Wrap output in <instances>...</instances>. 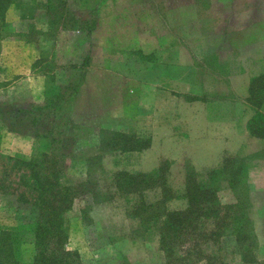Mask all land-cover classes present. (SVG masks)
<instances>
[{
  "label": "rangeland",
  "instance_id": "obj_1",
  "mask_svg": "<svg viewBox=\"0 0 264 264\" xmlns=\"http://www.w3.org/2000/svg\"><path fill=\"white\" fill-rule=\"evenodd\" d=\"M216 1L217 12L226 0H50L54 9L49 12L47 0H11L1 27L0 43V230L17 229L20 221L33 219L37 214L36 208L23 202L20 195L29 196V189L24 185L30 182L29 168L27 165L26 169L24 163L38 156L39 172L50 169L49 162L61 171L60 186H75L87 179L91 180L89 184L95 182L94 198L89 193L77 195L62 212L67 237L65 247L74 253L76 264H166L165 254L159 248V228L139 224L138 217L130 213L139 198L119 195L114 188L113 173L117 170L141 172L137 164L134 165L141 159L112 156L123 152L120 147L127 141L108 128L102 132L94 126L100 121L109 124V121L121 120L117 105L126 80L120 75L121 65H125L126 70H134L145 61L124 43L149 36L150 29L161 32L158 29L163 25H173L170 34L176 37L175 34L182 33L195 48L197 39L189 37L195 35V30H184L182 25H205L199 21ZM122 45L130 47L123 48L126 53L122 52ZM122 59L127 62L123 63ZM83 65L82 82L73 89L71 85L81 76L79 68ZM87 66H91V71ZM236 83L241 84L239 80ZM100 85L104 95L115 103L96 111L95 89ZM246 97L243 99L244 116L249 118L257 104L247 103ZM57 103L60 108L54 116L60 118L56 117L60 128L55 130L60 131L59 135H48L41 129L40 136L35 137L31 128L22 132L11 129L12 123H19L20 118L26 121L22 113L25 109ZM260 109L264 112V104ZM48 114V121L43 117L47 121L45 129L50 127L53 112ZM63 130L66 135L61 134ZM52 135L55 142L49 146ZM123 136L127 138L126 134ZM114 144H118L119 149H114ZM204 145L201 154L195 157L173 152V156L158 159L154 170L160 166L165 169L169 195L172 194L166 208L185 207L186 168L204 172L232 162L234 155L251 156L245 158L249 164L247 179L251 189L249 215L258 243L254 255L264 261V155L260 152L264 141L255 136L237 135L227 149H223L222 144L206 142ZM157 152L162 153V150ZM40 153H44L43 156ZM87 162L90 175H87ZM17 167L20 172L16 171ZM218 197L222 203L235 201L225 183L219 187ZM143 198L154 202L161 198V191L148 189ZM204 251L212 255L210 260L193 255L187 256L185 264H244L230 236L223 237L219 245L205 246ZM21 252L22 260L29 262L34 254L33 243L25 242Z\"/></svg>",
  "mask_w": 264,
  "mask_h": 264
},
{
  "label": "crops",
  "instance_id": "obj_2",
  "mask_svg": "<svg viewBox=\"0 0 264 264\" xmlns=\"http://www.w3.org/2000/svg\"><path fill=\"white\" fill-rule=\"evenodd\" d=\"M221 5L216 12L217 1L211 3L199 21L205 25H182L195 30L189 36L197 39L195 48L182 33L170 34L173 25L124 43L145 61L134 70L121 65L120 75L126 79L117 105L121 120L100 121L94 127L127 138L131 134L136 149L112 156L139 158L137 170L152 172L160 157L173 152L195 157L206 142L227 149L237 135L250 138L243 99L250 78L264 73V0H226ZM128 46L122 45L123 53ZM95 92L96 111L114 105L101 85ZM113 148L119 149L118 144Z\"/></svg>",
  "mask_w": 264,
  "mask_h": 264
},
{
  "label": "trees",
  "instance_id": "obj_3",
  "mask_svg": "<svg viewBox=\"0 0 264 264\" xmlns=\"http://www.w3.org/2000/svg\"><path fill=\"white\" fill-rule=\"evenodd\" d=\"M47 1V10L50 12L54 7L50 0ZM10 2L11 0H0V43L3 38L1 27L5 23V14ZM83 68L85 69L84 65L82 69L79 68L82 74L71 85L73 89H77L82 82ZM246 100L249 104L255 102L258 108L247 119V131L250 136L264 141V112L260 109L264 104V73L250 78ZM59 108L57 103L54 106L25 109L22 113L26 116V121L20 118L19 123L13 122L10 127L18 132L31 128L35 137L40 136L38 132L41 129L48 135H59L60 131L55 130L60 128L56 117L60 118L54 116ZM49 112H53L50 117L52 120L50 127L45 129ZM43 117H47V121ZM67 125L68 123L65 124ZM65 130L69 131L68 126ZM65 130L61 132L62 135H66ZM117 135L127 141L121 147L122 151L136 149L130 137L125 138L119 133ZM54 139L52 135L49 146L55 142ZM260 152L264 155V148ZM43 154L40 153L42 156ZM250 157L234 155L232 162L223 163L204 172L186 168L185 207L181 209L166 208V202L172 194L169 195L171 191L166 184L165 169L161 166L152 172L117 170L113 173L114 188L119 195H136L139 198V203L134 204L130 213L133 217H138L139 224L159 228V248L165 254L166 264H185L187 258L193 255L210 260L212 255L204 251L205 246L219 245L225 236L233 237L241 255V262L264 264V261L254 255L258 243L255 241L256 233L249 215L248 199L251 189L247 179L249 164L245 161V158ZM41 162L43 163V160ZM49 163L50 169H45L44 173L38 171L37 167L41 164L38 156H32L24 163V167L27 169L28 165L29 168L27 170L30 182L24 183L29 189V196L21 194L20 198L23 202L31 203L37 214L33 219L20 221L17 229L0 230V264H76L74 253L65 247L67 237L63 229L62 212L71 205L77 195L89 193L94 198L95 182L89 184L91 180L87 179L75 186H60L58 180L61 171L55 164ZM87 163V175H90V163ZM16 171L20 172V168L17 167ZM223 183L234 195L233 203L220 201L218 190ZM152 188L161 191V198L149 202L143 198V193ZM28 240L33 243L34 254L29 262H24L21 247ZM181 253H185V256Z\"/></svg>",
  "mask_w": 264,
  "mask_h": 264
}]
</instances>
